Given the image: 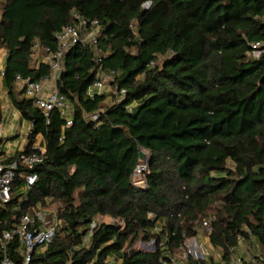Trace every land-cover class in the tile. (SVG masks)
Returning <instances> with one entry per match:
<instances>
[{
    "label": "trees",
    "instance_id": "obj_1",
    "mask_svg": "<svg viewBox=\"0 0 264 264\" xmlns=\"http://www.w3.org/2000/svg\"><path fill=\"white\" fill-rule=\"evenodd\" d=\"M74 12L100 22L102 55L97 62L94 46L82 44L63 55L56 83L73 108L67 126L15 81L51 78L48 63L33 65L34 48L56 51V33ZM263 39L264 0H0L3 84L31 124L25 150L40 134L45 140L27 199L15 193L0 204V233L49 200L60 202L62 224L32 264H174L200 227L222 258L189 254L183 264H233L241 241L252 239L260 250L242 264H264V56L249 57ZM99 66L115 71L112 88L126 90L120 101L114 91L111 103L106 93L88 95ZM142 149L151 154L144 188L131 178ZM27 172L19 170L16 187ZM105 216L116 221H99ZM18 246L15 237L10 254L21 264Z\"/></svg>",
    "mask_w": 264,
    "mask_h": 264
},
{
    "label": "built area",
    "instance_id": "obj_2",
    "mask_svg": "<svg viewBox=\"0 0 264 264\" xmlns=\"http://www.w3.org/2000/svg\"><path fill=\"white\" fill-rule=\"evenodd\" d=\"M101 30V24L97 19H88L78 12L73 13V22L65 25L56 33L58 49L51 51L45 48L46 57L43 62L48 63L52 68V76L49 78L53 82L54 88L45 93L44 79L34 81L30 77L24 78L20 75L16 77V85L24 89V96L32 99L34 104L39 107L46 115L52 109L57 108L61 115L66 119L67 126L73 123L72 114L73 108L69 100L57 89V78L62 69V59L64 53L76 44L83 46L92 45L97 50V62L101 61L102 52L98 48V35ZM35 49V48H34ZM34 55V53H33ZM264 56V39L252 43V48L249 51V57L260 58ZM163 60L159 57L158 62ZM153 61L151 65H154ZM115 71H104L99 67L96 70V77L93 84L88 89V95L92 96L95 93H101L106 88V79L110 82L114 80ZM5 75V67L1 70V76ZM110 86L112 87L111 83ZM115 94V100L120 101L126 94L123 88H112ZM2 130L0 128V142L2 140ZM45 160V146L37 141L33 145V149L29 152L25 147L16 151L12 155L0 156V204L9 202L13 194L19 195V202L27 199L29 192L39 179L37 172L31 171L36 166ZM27 169L23 176V182L19 187H16V179L20 169ZM31 171V172H30ZM148 171V163L140 161L132 174V182L137 187H146V172ZM47 204L39 202L31 207V212L23 213L16 226L12 229H4L0 233V264H20L10 254V245L15 237L19 240V246L15 252L21 258V264H32L34 253L44 252L52 242L59 227L62 224V219L59 216L58 209L52 210L47 207ZM99 221H102L99 219ZM204 225L208 226V220H204ZM97 221L91 223L89 233L84 237L83 244H87L92 236L93 229L96 227ZM198 234L191 239H195V246L199 248ZM208 237V236H207ZM209 238V237H208ZM189 239V238H188ZM241 242H244L243 240ZM186 246V243H185ZM214 248V247H213ZM215 249V248H214ZM184 260L188 255H192L195 259L208 260L209 253L197 251L196 254L188 253L185 249ZM233 250V249H231ZM252 260L251 256H249ZM112 258L106 259L102 264H119L117 261H111ZM177 260L174 259V264ZM236 264H242V258L238 257L234 260Z\"/></svg>",
    "mask_w": 264,
    "mask_h": 264
},
{
    "label": "crops",
    "instance_id": "obj_3",
    "mask_svg": "<svg viewBox=\"0 0 264 264\" xmlns=\"http://www.w3.org/2000/svg\"><path fill=\"white\" fill-rule=\"evenodd\" d=\"M7 56V50L5 48H0V99L3 104V112H4V120L0 124V128L2 130V140L0 142V156H8L14 154L16 151L22 149L25 147L27 142V134L31 128V124L25 120L22 119L20 116V113L18 110H16L13 105L11 104L7 89L5 88L3 84V76H1V70L5 67V61ZM44 59L41 61L43 62ZM44 87H45V93L49 90H52L54 88V84L49 79H44ZM108 90L103 89L101 93L107 94ZM38 142H40L42 145L45 146V140L43 135H38L37 137ZM209 240V238H208ZM253 243L252 247L255 248V253L259 252V246L256 243L254 239L251 240ZM210 244V248L212 250H215L213 246ZM243 244V242L240 243V245L237 247L233 259H237L239 254L240 258H245L247 260L250 259L248 255H243V253L239 250V247ZM213 253V251H211ZM238 255V256H237ZM233 264H236L233 261Z\"/></svg>",
    "mask_w": 264,
    "mask_h": 264
},
{
    "label": "rangeland",
    "instance_id": "obj_4",
    "mask_svg": "<svg viewBox=\"0 0 264 264\" xmlns=\"http://www.w3.org/2000/svg\"><path fill=\"white\" fill-rule=\"evenodd\" d=\"M148 5H149V3H146L145 6H148ZM45 57H46L45 51L42 49V47L39 44H37L35 46L34 55H33V58H32L33 65L34 64L37 65L43 59H45ZM160 62H162V60ZM105 82L107 84L105 90H108V92H107L108 97L106 99V102L107 103H111V102H113V96H112L113 95V89L110 86V81L108 79H106ZM142 152L145 153V157L142 159V161L145 162V163H149L151 154L148 151L144 150V149H142ZM60 205H61L60 202H52V203H49V205H47V207L49 209L56 210V209H58V207ZM100 219L104 220V221H108V222H115L116 221L115 219H113V218H111L109 216L100 217ZM197 239H198V244L200 245L199 248H196V246H195V239L189 238V239L186 240V246H185L184 249L188 253L192 252V253L196 254L197 251L201 250L202 252L209 253V255H207L210 258V259L208 258L209 261H219V260H221V258H222L221 252L218 249L212 250L210 248V244H209L210 242H209L208 237L206 235V230L203 227H200ZM251 242L252 241H250V240H246L239 247V250L241 248L240 251L243 253V255H248V256L252 257L255 254V248L252 247L253 243H251ZM136 247L141 248V249H147V250H154L155 249L154 242H149V243L138 242L136 244ZM183 251L177 254V257H176L177 262H176V264L185 263L184 262V252ZM211 251H213V253ZM238 257H240V254H239ZM211 258H212V260H211ZM111 261L115 262L116 260L114 258H112Z\"/></svg>",
    "mask_w": 264,
    "mask_h": 264
},
{
    "label": "water",
    "instance_id": "obj_5",
    "mask_svg": "<svg viewBox=\"0 0 264 264\" xmlns=\"http://www.w3.org/2000/svg\"><path fill=\"white\" fill-rule=\"evenodd\" d=\"M145 157V153L144 152H140V158L143 159Z\"/></svg>",
    "mask_w": 264,
    "mask_h": 264
}]
</instances>
